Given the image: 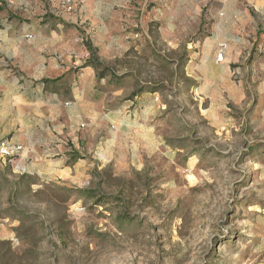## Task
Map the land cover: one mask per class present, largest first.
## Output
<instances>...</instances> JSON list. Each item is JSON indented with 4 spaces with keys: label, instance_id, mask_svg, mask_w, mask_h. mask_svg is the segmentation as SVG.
<instances>
[{
    "label": "rangeland",
    "instance_id": "374dc122",
    "mask_svg": "<svg viewBox=\"0 0 264 264\" xmlns=\"http://www.w3.org/2000/svg\"><path fill=\"white\" fill-rule=\"evenodd\" d=\"M27 1L21 20L67 48L66 88L84 94L41 113L62 142L31 134L56 159L24 136L0 155V264H264V17L249 0L240 22L220 0Z\"/></svg>",
    "mask_w": 264,
    "mask_h": 264
},
{
    "label": "crops",
    "instance_id": "0c3cea01",
    "mask_svg": "<svg viewBox=\"0 0 264 264\" xmlns=\"http://www.w3.org/2000/svg\"><path fill=\"white\" fill-rule=\"evenodd\" d=\"M2 1L4 5L0 6V123L3 126L0 125V134L2 137L12 134L14 140L11 145L21 146L22 152L26 149L22 143L24 136L28 142V153L36 152V158L43 156L45 159L48 157L54 160L53 156L57 154L55 151L57 149L45 147L41 155L35 144L36 140L31 134L34 133L35 125H38L43 131L46 130L54 141L62 142L58 135L44 126L47 116L41 113L47 110L60 113L64 95L79 97L84 91L75 88L76 85L73 83L66 88L65 75L70 68L65 66L70 64L71 59L67 48L56 47L53 40L44 42L46 36L39 31L38 19L32 15L27 17L28 22L21 20L22 5H28L30 1ZM220 1L225 7L222 21L240 22L248 19V15L241 11L245 0ZM249 2L258 15L264 17V0H249ZM229 7H239V9L231 10ZM44 32L48 37L52 34L53 38L60 34L59 30ZM83 71V75L93 73L90 66L85 67ZM48 88L54 89V94L47 95ZM33 112L39 114L35 124L30 119ZM55 146L61 148L58 144ZM64 152L65 150H60L59 159L66 158Z\"/></svg>",
    "mask_w": 264,
    "mask_h": 264
},
{
    "label": "built area",
    "instance_id": "2783aa9c",
    "mask_svg": "<svg viewBox=\"0 0 264 264\" xmlns=\"http://www.w3.org/2000/svg\"><path fill=\"white\" fill-rule=\"evenodd\" d=\"M224 55L223 52L219 54L218 60L223 61ZM22 150V147L19 145H11L6 142H2L0 144V155L2 157H9L12 158L17 155Z\"/></svg>",
    "mask_w": 264,
    "mask_h": 264
},
{
    "label": "trees",
    "instance_id": "16d2710c",
    "mask_svg": "<svg viewBox=\"0 0 264 264\" xmlns=\"http://www.w3.org/2000/svg\"><path fill=\"white\" fill-rule=\"evenodd\" d=\"M30 183L31 182V180L29 181V179H27V177H24L23 179H22V183L23 184H25V183ZM83 194H89L88 196H89V198H94L95 197V194H94V192H92L91 193V191H89V190H84L83 192H82Z\"/></svg>",
    "mask_w": 264,
    "mask_h": 264
}]
</instances>
